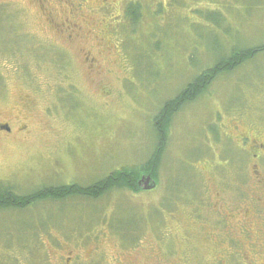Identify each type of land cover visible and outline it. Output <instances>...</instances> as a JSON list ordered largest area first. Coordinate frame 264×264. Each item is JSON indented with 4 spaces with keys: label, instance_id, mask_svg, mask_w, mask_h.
I'll return each instance as SVG.
<instances>
[{
    "label": "rangeland",
    "instance_id": "374dc122",
    "mask_svg": "<svg viewBox=\"0 0 264 264\" xmlns=\"http://www.w3.org/2000/svg\"><path fill=\"white\" fill-rule=\"evenodd\" d=\"M101 2L0 0V193L70 191L0 207V264H260L264 160L229 128L264 142V51L170 116L157 187L137 182L165 103L264 43V0H141L136 22Z\"/></svg>",
    "mask_w": 264,
    "mask_h": 264
},
{
    "label": "trees",
    "instance_id": "16d2710c",
    "mask_svg": "<svg viewBox=\"0 0 264 264\" xmlns=\"http://www.w3.org/2000/svg\"><path fill=\"white\" fill-rule=\"evenodd\" d=\"M137 13H135L136 16H138L136 19H133L135 22L137 21L138 18L142 17V5L140 3V5H137ZM203 13V11H202ZM206 12V17L207 19L209 18ZM141 14V15H140ZM134 22V23H135ZM258 51H264V43L260 46L254 47V48H249V49H245V50H235L232 51L227 57H225L223 60L217 62L216 64H214L213 66L206 68L205 70H203V72L198 75V77H196L195 80H193L192 82H190V84H188V86H186L181 92L180 94H178L174 99L169 100L165 103V105L163 106V108L160 111V114L158 115V118L156 120L155 123L157 129L159 130L160 134H161V138L159 139L160 141V146L157 148L156 152L154 153V155L152 156V158L149 160L148 162V167L145 170L146 172H150L155 178H158V175L156 173V170L158 168V161L160 160V157L162 156L163 150L165 148L164 144V137L166 135V132L168 131V128L170 126H168L169 124V118L170 116L174 115V113L176 111H178L182 105H184L187 101H191L194 98H196L198 95H200L201 93H203L206 88L216 79V77L223 71H229L234 69L235 67H237L238 65H240L241 63H243L245 60H247L248 58H250V56ZM172 119V118H171ZM162 121V122H161ZM132 177L133 178V182L134 179L137 177L135 175V173L133 172H115L113 173L110 177H108L106 180H104L103 182H99V184L95 185L94 189H91L90 192L89 190L85 191L87 193V195H92L93 197H99L102 196L104 191L111 189L113 187H121V185L123 186H127L128 185V178ZM105 179V178H104ZM139 179V176H138ZM72 191L75 190L78 193H82V189L76 188L74 187L73 189H71ZM63 192H70V191H58L55 188H49L43 192H41V198L42 197H46V196H58L59 194L63 193ZM83 193V194H86ZM34 195H28L26 197H23V201L22 205H27V203L30 202V199H33ZM38 198V196L36 197V199ZM10 205V204H7ZM7 205H5L4 207H6ZM1 206V205H0ZM2 207V208H4ZM17 207V206H15ZM21 208V207H18Z\"/></svg>",
    "mask_w": 264,
    "mask_h": 264
},
{
    "label": "flooded vegetation",
    "instance_id": "af4514ba",
    "mask_svg": "<svg viewBox=\"0 0 264 264\" xmlns=\"http://www.w3.org/2000/svg\"><path fill=\"white\" fill-rule=\"evenodd\" d=\"M38 1L40 3L41 2L43 3L44 1H47V0H38ZM140 2H141V0H123V1L122 0H102V2L98 6V9L101 7L104 10L105 5H107L108 7L111 6L112 9L119 8V11L116 13V17L121 18V19L124 18L126 20L131 18V20H133V19H136L138 17L135 15V13H137V10H138L137 5L139 6ZM70 37H71V39H73V36H70ZM243 121L244 120L238 121V124L236 125V127H237L236 132L239 130L238 129L239 123L240 122L243 123ZM246 124H247V129L245 130V132H240L239 135H235L234 132L230 130V128L232 130H235L232 128V126L229 128V131H230L231 136H235L236 139H239V141H240L239 143L242 147H244L245 141L248 140L247 146L245 147L246 149H243L242 152L251 151L252 157H254L256 159L257 165H258V162H261V160L262 161L264 160V142L257 143V140L260 141L258 133L261 130H258V128H255L252 124H248V123H246ZM5 130L10 131L11 128L9 127L8 123H1L0 122V131L3 132ZM253 132H255L254 138H253ZM233 142H234V140H233ZM226 150L229 151L230 156L239 155L238 154L239 150L235 151L234 148H232V147H231V149H226ZM232 153H234V154H232ZM259 182H261V181L259 180ZM0 185H1V183H0ZM27 195H34L36 197L38 196V198L36 199V197H34L33 199H30V202L27 203V205H22L20 203H22V201H23L22 198L26 197V195H22V196L16 195V194H13V192L10 190H8L6 192H2V193H0V205H1L0 207H4L7 204L17 206V207H21V208L28 207L29 205H32L36 201L41 199V187L39 186L38 189L36 190V192H32V193H29ZM224 202H225V200L222 202V204ZM247 234L250 235L249 231ZM233 258H235V257H233ZM248 261L249 260L247 259V262ZM68 262L69 261L66 260V262L63 264H68ZM254 264H257V263H254ZM260 264H264V258L262 261H260Z\"/></svg>",
    "mask_w": 264,
    "mask_h": 264
},
{
    "label": "water",
    "instance_id": "95a60500",
    "mask_svg": "<svg viewBox=\"0 0 264 264\" xmlns=\"http://www.w3.org/2000/svg\"><path fill=\"white\" fill-rule=\"evenodd\" d=\"M138 185L143 190H152L157 186V183L151 174H144L139 179Z\"/></svg>",
    "mask_w": 264,
    "mask_h": 264
}]
</instances>
